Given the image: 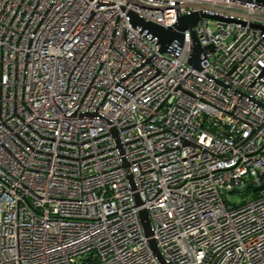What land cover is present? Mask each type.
<instances>
[{"label": "built area", "instance_id": "built-area-1", "mask_svg": "<svg viewBox=\"0 0 264 264\" xmlns=\"http://www.w3.org/2000/svg\"><path fill=\"white\" fill-rule=\"evenodd\" d=\"M193 13L235 21L194 26L199 70L189 31L161 52L131 21ZM251 24L241 0H0V264H264Z\"/></svg>", "mask_w": 264, "mask_h": 264}, {"label": "water", "instance_id": "water-1", "mask_svg": "<svg viewBox=\"0 0 264 264\" xmlns=\"http://www.w3.org/2000/svg\"><path fill=\"white\" fill-rule=\"evenodd\" d=\"M241 1L244 3H254L258 6H264V0H241ZM202 18L211 19V20H219V21L224 20L225 22H235L231 19H223L219 16L207 15L203 13H193L189 15H184L178 19L177 23L173 27H169V28H164V27H161L151 22L145 23L142 21V19H140L139 17L135 15L132 16L131 21H132L133 26L141 27L143 30L148 31L153 37H156L158 39L161 52H165L168 49V47L174 42L180 43L183 40L184 31H189L192 37V54L189 59V64L194 69L199 70L200 69V66H199L200 55L205 51H208V50L212 51L213 49L211 46L201 47L194 35L193 28ZM250 26L252 28L260 29L264 31V27H262L261 25L251 24ZM261 190H264V184L253 189L254 192H259ZM140 219H141V224H142L145 235L150 236L151 235L150 223H149V218H148L146 211L143 210L140 213ZM151 244L154 247V242H151ZM157 256L161 260V257L158 254V252H157Z\"/></svg>", "mask_w": 264, "mask_h": 264}, {"label": "rangeland", "instance_id": "rangeland-1", "mask_svg": "<svg viewBox=\"0 0 264 264\" xmlns=\"http://www.w3.org/2000/svg\"><path fill=\"white\" fill-rule=\"evenodd\" d=\"M253 193L252 192H248L246 194L247 197H250ZM244 198L243 195H240V194H237V193H231L227 196V200L230 202V203H240L242 201V199Z\"/></svg>", "mask_w": 264, "mask_h": 264}]
</instances>
